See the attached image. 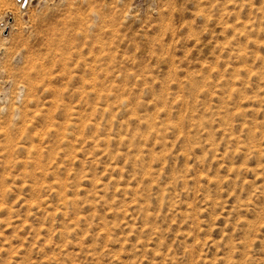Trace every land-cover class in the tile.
Returning a JSON list of instances; mask_svg holds the SVG:
<instances>
[{
	"label": "rangeland",
	"instance_id": "obj_1",
	"mask_svg": "<svg viewBox=\"0 0 264 264\" xmlns=\"http://www.w3.org/2000/svg\"><path fill=\"white\" fill-rule=\"evenodd\" d=\"M0 264H264V0H0Z\"/></svg>",
	"mask_w": 264,
	"mask_h": 264
},
{
	"label": "water",
	"instance_id": "obj_2",
	"mask_svg": "<svg viewBox=\"0 0 264 264\" xmlns=\"http://www.w3.org/2000/svg\"><path fill=\"white\" fill-rule=\"evenodd\" d=\"M27 0H24V4H26Z\"/></svg>",
	"mask_w": 264,
	"mask_h": 264
}]
</instances>
